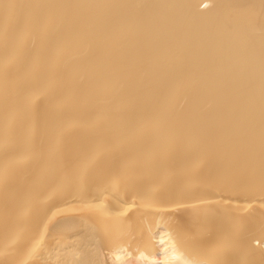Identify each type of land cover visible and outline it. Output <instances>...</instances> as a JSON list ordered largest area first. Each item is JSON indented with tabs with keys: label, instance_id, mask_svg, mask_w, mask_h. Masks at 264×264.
<instances>
[{
	"label": "bare ground",
	"instance_id": "6f19581e",
	"mask_svg": "<svg viewBox=\"0 0 264 264\" xmlns=\"http://www.w3.org/2000/svg\"><path fill=\"white\" fill-rule=\"evenodd\" d=\"M0 264H264V0H0Z\"/></svg>",
	"mask_w": 264,
	"mask_h": 264
}]
</instances>
